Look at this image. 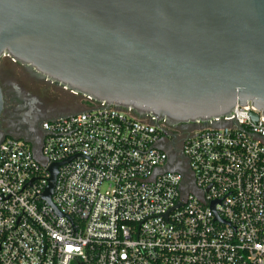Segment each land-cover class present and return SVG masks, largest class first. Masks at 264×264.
<instances>
[{
	"label": "built area",
	"instance_id": "built-area-1",
	"mask_svg": "<svg viewBox=\"0 0 264 264\" xmlns=\"http://www.w3.org/2000/svg\"><path fill=\"white\" fill-rule=\"evenodd\" d=\"M92 102L43 123L45 164L0 141V264H264L261 111L198 122L178 151L176 128Z\"/></svg>",
	"mask_w": 264,
	"mask_h": 264
},
{
	"label": "water",
	"instance_id": "water-1",
	"mask_svg": "<svg viewBox=\"0 0 264 264\" xmlns=\"http://www.w3.org/2000/svg\"><path fill=\"white\" fill-rule=\"evenodd\" d=\"M6 54L73 94L173 128L223 127L217 118L250 102L264 116V0H0Z\"/></svg>",
	"mask_w": 264,
	"mask_h": 264
},
{
	"label": "flooded vegetation",
	"instance_id": "flooded-vegetation-1",
	"mask_svg": "<svg viewBox=\"0 0 264 264\" xmlns=\"http://www.w3.org/2000/svg\"><path fill=\"white\" fill-rule=\"evenodd\" d=\"M34 74L10 55L0 59V139L7 136L38 143L45 137L43 123L47 120L88 110L93 102L83 95L73 94ZM62 88V89H61ZM197 123L180 124L173 141L182 150L185 138Z\"/></svg>",
	"mask_w": 264,
	"mask_h": 264
},
{
	"label": "rangeland",
	"instance_id": "rangeland-1",
	"mask_svg": "<svg viewBox=\"0 0 264 264\" xmlns=\"http://www.w3.org/2000/svg\"><path fill=\"white\" fill-rule=\"evenodd\" d=\"M53 85H56V84H53ZM62 89V88H61ZM64 90V89H63ZM30 143V142H29Z\"/></svg>",
	"mask_w": 264,
	"mask_h": 264
}]
</instances>
